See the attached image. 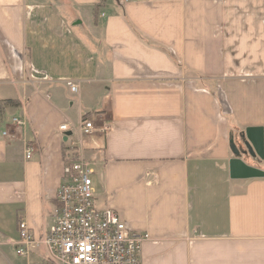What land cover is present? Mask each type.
Listing matches in <instances>:
<instances>
[{"label": "crops", "instance_id": "1", "mask_svg": "<svg viewBox=\"0 0 264 264\" xmlns=\"http://www.w3.org/2000/svg\"><path fill=\"white\" fill-rule=\"evenodd\" d=\"M248 128L264 141V0H0V247L53 224L81 156L150 236L142 264H264V176L232 171Z\"/></svg>", "mask_w": 264, "mask_h": 264}, {"label": "built area", "instance_id": "2", "mask_svg": "<svg viewBox=\"0 0 264 264\" xmlns=\"http://www.w3.org/2000/svg\"><path fill=\"white\" fill-rule=\"evenodd\" d=\"M67 85L77 92L76 84ZM12 124L23 128L26 121L14 118ZM67 131V124L60 127L62 136ZM96 131L94 121L81 123V136L88 137ZM73 145L83 148V141ZM35 150L34 144L27 143L26 158L31 159ZM95 173L93 161L84 157L65 162L53 224L37 237L26 220L20 221L18 239H7L5 243L14 245L18 257L25 258L27 264H142V247L150 236L130 228L116 210L98 207L92 178Z\"/></svg>", "mask_w": 264, "mask_h": 264}, {"label": "water", "instance_id": "3", "mask_svg": "<svg viewBox=\"0 0 264 264\" xmlns=\"http://www.w3.org/2000/svg\"><path fill=\"white\" fill-rule=\"evenodd\" d=\"M69 135L66 134L65 141H67ZM244 137L247 141L242 139L241 147H233V153L236 158L232 160V171L234 174H243V177L248 178L263 177L264 174L255 168L246 166L242 160L243 157L249 155L258 154L261 157L264 156L263 130L261 128H248Z\"/></svg>", "mask_w": 264, "mask_h": 264}, {"label": "rangeland", "instance_id": "4", "mask_svg": "<svg viewBox=\"0 0 264 264\" xmlns=\"http://www.w3.org/2000/svg\"><path fill=\"white\" fill-rule=\"evenodd\" d=\"M37 259L36 257L33 258V260ZM0 264H27V260L17 256L15 246L11 248L0 247Z\"/></svg>", "mask_w": 264, "mask_h": 264}, {"label": "trees", "instance_id": "5", "mask_svg": "<svg viewBox=\"0 0 264 264\" xmlns=\"http://www.w3.org/2000/svg\"><path fill=\"white\" fill-rule=\"evenodd\" d=\"M7 103L9 104V103H12V102H7ZM12 104H14V103H12Z\"/></svg>", "mask_w": 264, "mask_h": 264}]
</instances>
